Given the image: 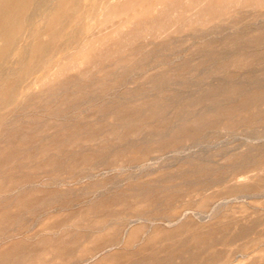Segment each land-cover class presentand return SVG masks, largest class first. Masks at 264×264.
Returning a JSON list of instances; mask_svg holds the SVG:
<instances>
[{
	"label": "rangeland",
	"instance_id": "374dc122",
	"mask_svg": "<svg viewBox=\"0 0 264 264\" xmlns=\"http://www.w3.org/2000/svg\"><path fill=\"white\" fill-rule=\"evenodd\" d=\"M170 1L0 0V264H264V0Z\"/></svg>",
	"mask_w": 264,
	"mask_h": 264
},
{
	"label": "bare ground",
	"instance_id": "6f19581e",
	"mask_svg": "<svg viewBox=\"0 0 264 264\" xmlns=\"http://www.w3.org/2000/svg\"><path fill=\"white\" fill-rule=\"evenodd\" d=\"M116 1H117V0H116ZM171 1L173 2V0H171ZM171 1H170V2H171ZM174 1H175V0H174ZM213 1H214V0H213ZM221 1H223V0H221ZM225 1H227V0H225ZM170 2H169V3H170ZM223 2H224V1H223ZM227 2H228V1H227ZM227 2H226V5L228 4ZM231 2H233V1H231ZM238 2H239V1H238ZM212 3H213V2H212ZM170 4H171V3H170ZM224 5H225V3H224ZM224 5H223V6H224ZM226 5H225V6H226ZM164 7H165V6H164ZM102 8H103V7H102ZM102 8H101V9H102ZM195 8H196V7H195ZM230 8H231V7H230ZM193 9H194V8H193ZM196 9H197V8H196ZM70 14H71V13H70ZM98 15H99V14H98ZM191 15H192V14H191ZM193 15H194V14H193ZM205 15H206V14H205ZM43 17H44V16H43ZM174 17H175V16H174ZM188 17H189V15H188ZM209 17H211V16H209ZM165 18H166V17H165ZM165 18H164V19H165ZM176 18H177V17H176ZM213 18H214V17H213ZM153 19H154V18H153ZM164 19H163V20H164ZM66 20H67V19H66ZM66 20L64 21V23L66 22ZM166 20H167V19H166ZM211 20H212V18H211ZM213 20H214V19H213ZM153 22H154V21H153ZM77 23H78V22H77ZM77 23H76V24H77ZM63 40H64V39H63ZM63 42H64V41H63Z\"/></svg>",
	"mask_w": 264,
	"mask_h": 264
}]
</instances>
